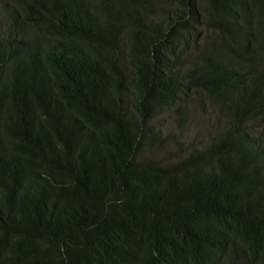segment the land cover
Returning <instances> with one entry per match:
<instances>
[{"label":"trees","instance_id":"1","mask_svg":"<svg viewBox=\"0 0 264 264\" xmlns=\"http://www.w3.org/2000/svg\"><path fill=\"white\" fill-rule=\"evenodd\" d=\"M188 98L223 128L136 161ZM252 124L264 0H0V264H264Z\"/></svg>","mask_w":264,"mask_h":264},{"label":"rangeland","instance_id":"2","mask_svg":"<svg viewBox=\"0 0 264 264\" xmlns=\"http://www.w3.org/2000/svg\"><path fill=\"white\" fill-rule=\"evenodd\" d=\"M124 43L125 37L122 36L119 43L120 57ZM121 63L126 69L122 59ZM184 102L186 111L182 109L183 113L169 111L147 123V138L135 156L136 161H153L162 166L175 163L194 148L204 147L208 139L223 128V121L213 107L200 105L201 109H198L196 101L191 98ZM251 127L264 149V124H252ZM233 257L227 264H248L238 253Z\"/></svg>","mask_w":264,"mask_h":264}]
</instances>
